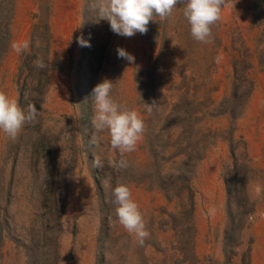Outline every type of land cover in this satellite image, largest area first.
I'll return each mask as SVG.
<instances>
[{
  "label": "rangeland",
  "instance_id": "rangeland-1",
  "mask_svg": "<svg viewBox=\"0 0 264 264\" xmlns=\"http://www.w3.org/2000/svg\"><path fill=\"white\" fill-rule=\"evenodd\" d=\"M182 8L123 37L93 0H0V90L39 113L0 133V264H264V0H225L207 44ZM105 78L145 124L124 169L91 124ZM118 182L144 214L142 246L116 218Z\"/></svg>",
  "mask_w": 264,
  "mask_h": 264
},
{
  "label": "clouds",
  "instance_id": "clouds-1",
  "mask_svg": "<svg viewBox=\"0 0 264 264\" xmlns=\"http://www.w3.org/2000/svg\"><path fill=\"white\" fill-rule=\"evenodd\" d=\"M93 3L97 22L105 20L114 34L131 37L137 32L145 33L149 21L153 20L154 16L168 18L178 0H93ZM224 3L225 0H182V15L187 21L191 36L196 41L210 43L212 25L220 19ZM77 43L81 47L90 46L89 40L83 36L77 37ZM11 47L17 54H21L28 49L29 41H14ZM116 51L118 58L129 63L135 59L122 47H118ZM35 67L43 70L48 65L45 61L37 59ZM112 89L113 81L105 78L91 90L89 96L93 107L91 124L97 133L107 131L110 149L120 154V159H109L108 164L113 168L124 169L128 166L124 154L135 150L145 124L136 109L118 103L113 98ZM38 115L33 103L29 102L26 107H22L17 99L0 90V133L9 139L14 140L23 126L35 121ZM102 140V136L93 135L90 143L95 147ZM94 165L101 168L103 161L95 159ZM112 196L119 224L135 237L138 245L142 246L150 234L146 228L144 214L133 198L129 185L118 182L112 189ZM214 211L209 209L210 214Z\"/></svg>",
  "mask_w": 264,
  "mask_h": 264
},
{
  "label": "trees",
  "instance_id": "trees-1",
  "mask_svg": "<svg viewBox=\"0 0 264 264\" xmlns=\"http://www.w3.org/2000/svg\"><path fill=\"white\" fill-rule=\"evenodd\" d=\"M20 69V68H19ZM21 72H22V70H19V77L21 76ZM28 72H30V70L28 69ZM45 75V74H44ZM30 76V73L29 74H26L24 77H23V86L26 84V81L28 80V77ZM41 78H42V80L43 79H45V77L43 78V75H41L40 76ZM22 86V87H23ZM26 93H28V92H26V89H21L20 90V99L22 100V98H24V96H26Z\"/></svg>",
  "mask_w": 264,
  "mask_h": 264
}]
</instances>
